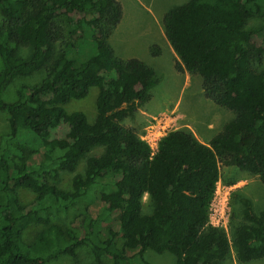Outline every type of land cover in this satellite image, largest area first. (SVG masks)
Instances as JSON below:
<instances>
[{"label": "trees", "instance_id": "obj_1", "mask_svg": "<svg viewBox=\"0 0 264 264\" xmlns=\"http://www.w3.org/2000/svg\"><path fill=\"white\" fill-rule=\"evenodd\" d=\"M0 13V111L10 130L0 141V264H50L84 248L96 263L150 264L149 250L171 254L175 264H223L231 242L240 264L264 258V211L245 208L231 241L210 224L221 167L264 184V46L256 43L264 0H189L165 13L176 70L200 76L205 97L235 117L208 143L186 129L170 131L154 154L125 122L161 79L145 62L117 57L110 39L123 18L118 0H0ZM254 19L262 24L249 29ZM82 45L92 55L79 63ZM24 48L28 57L19 55ZM41 70L40 84L5 102L16 77ZM94 87V122L66 111ZM99 148L101 155H90ZM82 161L72 189L55 185ZM21 190L34 195L30 203ZM80 203L91 217L59 220Z\"/></svg>", "mask_w": 264, "mask_h": 264}, {"label": "rangeland", "instance_id": "obj_2", "mask_svg": "<svg viewBox=\"0 0 264 264\" xmlns=\"http://www.w3.org/2000/svg\"><path fill=\"white\" fill-rule=\"evenodd\" d=\"M119 1V0H118ZM189 0H120L123 7V21L114 32L111 43L117 57L121 59L135 58L150 65L161 79L159 85L150 92V100L138 112L125 123L132 127L140 138L149 136V140L163 137L168 132L177 129L191 131L201 142L208 143L216 134L231 121L235 114L215 105L208 100L202 90V78L198 75H190L187 72L180 73L175 66L178 57L170 47L163 28V15L170 9L183 5ZM3 17L0 13V22ZM262 20L254 19L248 24L249 29L261 26ZM256 43L264 46V36H260ZM75 51L80 54L77 62L86 61L91 53L89 45L76 46ZM30 50L21 49L19 55L28 57ZM2 63L0 60V71ZM46 71L41 70L29 77H16L4 92V100L7 103L18 99V90L22 86L40 84L45 78ZM98 88H91L86 98L72 100L65 106L68 113L83 112L89 123L96 118V100ZM64 127L58 129L57 134L64 135ZM9 123L5 113L0 111V141L9 133ZM103 149H95L91 156H99ZM85 161H82L74 173H63L55 181V185L62 190L72 189V181L76 174H82ZM117 179H119L117 177ZM21 200L30 203L34 195L30 191L21 190ZM214 202V210L217 215L212 217V222L223 229L230 241L232 230L241 222L242 212L250 207L255 213L264 211V184L255 176L241 172L232 167H221L220 179L217 185V196ZM144 212L149 213L150 201L148 196L143 198ZM100 206L96 203L92 209ZM81 214L91 217L92 212L86 210V205L80 203L61 214L59 220L68 225ZM224 214V218H219ZM89 218L85 222L88 223ZM32 228L26 238L32 239L36 232ZM231 255L223 264H240L237 262L236 253L231 242ZM145 259L150 264H175V258L169 254H157L146 251ZM50 264H110L103 258L96 263L89 249H82L76 258L64 257ZM248 264H264V258Z\"/></svg>", "mask_w": 264, "mask_h": 264}, {"label": "built area", "instance_id": "obj_3", "mask_svg": "<svg viewBox=\"0 0 264 264\" xmlns=\"http://www.w3.org/2000/svg\"><path fill=\"white\" fill-rule=\"evenodd\" d=\"M162 138V137H161ZM151 149L152 153L154 154L156 151H157V148H158V142L160 140V137H156V138H153L152 140H149V136H146L144 138H141ZM218 185V184H217ZM217 196V190H216V193L214 195V199H213V202H212V206H211V214H210V224L214 227H217V228H220L219 225H215L213 222H212V217L214 216L215 217V214L217 215V211L214 210V202H215V198ZM219 218H224V214H220L218 216ZM221 229V228H220Z\"/></svg>", "mask_w": 264, "mask_h": 264}, {"label": "crops", "instance_id": "obj_4", "mask_svg": "<svg viewBox=\"0 0 264 264\" xmlns=\"http://www.w3.org/2000/svg\"><path fill=\"white\" fill-rule=\"evenodd\" d=\"M119 2H120V0H119ZM120 3H121V2H120ZM122 8H123V7H122ZM123 12H124V10H123ZM164 15H165V14H164ZM164 15H163V17H164ZM123 18H124V16H123ZM123 18H122V21H123ZM122 21H121V23H122ZM121 23L119 24L118 28L120 27ZM118 28H117V29H118ZM117 29H116V30H117ZM116 30H115V31H116ZM112 37H113V35H112ZM112 37H111V39H112ZM165 37H166V36H165ZM111 39H110V43H111ZM166 39H167V38H166ZM167 41H168V40H167ZM168 43H169V42H168ZM111 45H112V43H111ZM169 45H170V43H169ZM112 47H113V45H112ZM170 47H171V45H170ZM113 48H114V47H113ZM171 48H172V47H171ZM172 50H173V48H172ZM173 51H174V50H173ZM174 53H175V52H174ZM176 56H177V55H176Z\"/></svg>", "mask_w": 264, "mask_h": 264}]
</instances>
